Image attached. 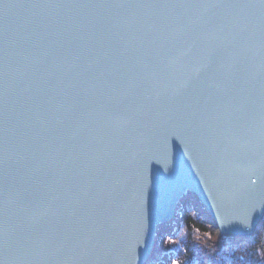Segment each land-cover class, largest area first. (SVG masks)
Instances as JSON below:
<instances>
[{
  "label": "water",
  "instance_id": "obj_1",
  "mask_svg": "<svg viewBox=\"0 0 264 264\" xmlns=\"http://www.w3.org/2000/svg\"><path fill=\"white\" fill-rule=\"evenodd\" d=\"M262 161V0H0V264H146L188 195L249 237Z\"/></svg>",
  "mask_w": 264,
  "mask_h": 264
},
{
  "label": "trees",
  "instance_id": "obj_2",
  "mask_svg": "<svg viewBox=\"0 0 264 264\" xmlns=\"http://www.w3.org/2000/svg\"><path fill=\"white\" fill-rule=\"evenodd\" d=\"M205 230L217 233L211 248L196 239L200 235L207 240L202 236ZM146 264H264V215L250 237H223L195 196L188 195L167 227L156 234Z\"/></svg>",
  "mask_w": 264,
  "mask_h": 264
},
{
  "label": "clouds",
  "instance_id": "obj_3",
  "mask_svg": "<svg viewBox=\"0 0 264 264\" xmlns=\"http://www.w3.org/2000/svg\"><path fill=\"white\" fill-rule=\"evenodd\" d=\"M202 236L207 237V240L202 239L200 235H198L196 237V239L199 240V242L202 245H204V246H206L208 248H211L212 247V244L215 243V241H216L217 233L216 232H212V231L205 230L202 233ZM209 242H211V243H209ZM168 243H172V241H168Z\"/></svg>",
  "mask_w": 264,
  "mask_h": 264
},
{
  "label": "snow or ice",
  "instance_id": "obj_4",
  "mask_svg": "<svg viewBox=\"0 0 264 264\" xmlns=\"http://www.w3.org/2000/svg\"><path fill=\"white\" fill-rule=\"evenodd\" d=\"M262 2H264V0H262ZM261 163H264V161H262ZM241 189H246V188H241Z\"/></svg>",
  "mask_w": 264,
  "mask_h": 264
}]
</instances>
